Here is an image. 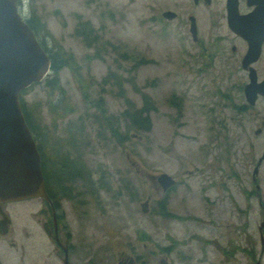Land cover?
<instances>
[{"label":"rangeland","instance_id":"1","mask_svg":"<svg viewBox=\"0 0 264 264\" xmlns=\"http://www.w3.org/2000/svg\"><path fill=\"white\" fill-rule=\"evenodd\" d=\"M19 2L25 20L35 14L45 26L46 31L39 36L45 48L50 52L58 50L62 57L72 55L71 66L58 74V90H50L44 80L21 96L45 159L51 161L53 141L63 143L64 154L76 147L71 157L82 169L84 180L74 177L64 183L66 189L75 180L83 184L85 193L90 188L96 191L95 195L90 191L89 197H83L78 217L65 203L76 247L72 261L92 264V256L96 264H119L120 260L128 262L145 252L154 264L160 245L165 249L162 257L166 264H232L229 262L235 258L226 263L214 247L207 248L206 255L201 254L199 244L191 240L196 228L189 219L193 209L189 191L181 187L170 195L160 215L157 193L149 178L162 172L172 177L188 176L190 172L207 177L206 172L211 171L212 179L217 181L221 170L227 172L228 196L234 198L236 191L230 176L234 171L240 175L247 172L243 171L246 166L252 170L246 145L253 146L255 158L264 150V140L250 131L255 128L252 121L237 112L246 103L243 94L229 90L231 81L223 83V90L217 88L216 73L223 75L228 65L224 68L221 62H211L214 71H210L208 62L194 54L188 27L185 34L182 24L190 10L188 0ZM166 7L180 13L179 20L170 26L153 20L160 19ZM79 22L89 23L91 37L98 36L94 48L76 36ZM233 68L237 69L235 64ZM143 94L150 100V131L138 135L129 132V140L123 145L111 137L110 130L98 133L95 118L105 114L118 124L114 128L125 134L129 121H124L123 113L130 104L141 109ZM100 100L102 106L97 107ZM39 110L44 114L41 119ZM76 134L80 136L77 141ZM194 181L186 179L188 184ZM123 184L129 188V200L120 204L116 198L118 206L114 207L112 194ZM180 194H184L183 199ZM148 197L151 212L146 214L143 205ZM40 204L21 203L11 213L29 228L34 225L29 215L38 212ZM196 204L197 209L202 208ZM223 208L231 210L229 200L219 206L220 214L213 220L229 218V213H221ZM210 229V237L214 238L216 230ZM23 230L19 228V232ZM26 248V260L21 264H32L33 251L29 245ZM190 253L195 257L191 263Z\"/></svg>","mask_w":264,"mask_h":264},{"label":"flooded vegetation","instance_id":"2","mask_svg":"<svg viewBox=\"0 0 264 264\" xmlns=\"http://www.w3.org/2000/svg\"><path fill=\"white\" fill-rule=\"evenodd\" d=\"M188 2L190 10L185 20H182V24H184L185 34H187L188 27L194 54L208 62L206 67H209L210 71H214L211 68V62H221L224 68L228 65L229 70H225L223 75L216 73L219 76L215 79L218 83L217 88L223 90L225 86L223 83L228 84V81H231L228 85L229 90L235 89L243 94L246 103L238 107L237 112L242 118L252 121L255 128L250 131L253 130L257 138L264 140V94H262L264 92V41L260 56L248 65L246 60L250 51V41L238 33L243 32L242 29L246 26L255 37H259L264 26V0H188ZM166 12L174 13L175 17L172 20L165 18ZM160 14V19L155 17L153 20L168 26L171 25L169 23L179 20L180 16V13L168 7ZM254 14L259 16L257 15L256 18L254 16V20L249 22L248 20ZM233 64L237 69L233 68ZM252 79L256 84L254 92L257 91L253 104L246 96V89L250 86ZM51 137L53 136L50 135ZM50 148L52 149L50 151L51 161L49 158L45 160L48 176L47 178L44 176L50 200L37 198L21 202L0 203V264L23 263L26 260V245H29L33 251L30 259L32 264H76L72 261L73 257H76V247L72 243L73 229L69 222L70 211L65 203L70 205L71 211L76 212L78 217V207L83 204V197H89L91 192L95 195L96 191L95 188H90L85 193L83 184L79 185V182L75 180L67 190L64 183L71 181L74 177L77 180H84L82 169L78 166L56 165L58 154L63 157V165L65 163L66 156L62 142L55 144L53 141V144L50 143ZM245 149L249 154L252 170L246 166L243 171L247 169V172L240 175L234 171L233 176H230L234 180V189L238 197L234 192V198L228 196L227 172L221 170L218 171L221 173L220 176L216 175L217 181L212 179L211 171L206 172L209 174L207 177L193 172L188 173V176L182 175L183 177H172L168 174L175 180V184L167 190H164L158 180V176L167 173L162 172L158 176L153 175L149 178L157 193L156 202L158 207L160 205V215L163 214L165 202L170 195L175 194L181 187L189 191V196L193 200V209L190 210L189 219L193 223L192 227L196 228V232L191 234L190 238L199 244L201 254L206 255L207 248L214 247L216 252L222 254L226 263L232 257L235 258L234 262L233 260L229 262L232 264H264V150L262 155L255 158L253 146L247 144ZM64 169L72 175L63 181L60 188L54 187L55 174ZM187 178L195 181L188 184ZM129 197V188L123 184V187L113 192L111 205L118 206L114 202L116 198L120 204H125ZM180 197L183 199L184 194H180ZM226 200L230 201L231 210L223 208L221 213H229V218L221 221L213 220L214 217L219 216V206H222ZM32 201L41 204L38 212L29 215L34 225L28 228V225L23 226L19 223L16 215L11 213V209L21 203ZM150 202L151 198L148 197L143 205L147 208L144 210L146 214L151 212ZM196 203L202 205V208L197 209ZM20 227L24 228L23 232H19ZM210 228L216 230L214 238L210 237L213 233ZM22 238L25 239V243L22 242ZM164 250L158 245L154 264H166L162 257ZM78 251L79 247H77ZM158 255L161 256L160 259ZM90 257L91 263L96 264L94 257ZM136 257L127 259L128 262L120 260L119 264H151L152 260L145 252ZM192 258L195 257H192L190 253L189 263Z\"/></svg>","mask_w":264,"mask_h":264},{"label":"water","instance_id":"3","mask_svg":"<svg viewBox=\"0 0 264 264\" xmlns=\"http://www.w3.org/2000/svg\"><path fill=\"white\" fill-rule=\"evenodd\" d=\"M164 17L172 20L175 14L166 12ZM244 27L238 33L250 41L246 60L250 65L260 56L264 26L259 37ZM51 64L49 55L21 15L18 0H0V203L50 200L42 157L26 121L21 96L51 75ZM251 81L246 96L253 104L257 91L254 92V79ZM158 180L164 190L175 184L168 174H161Z\"/></svg>","mask_w":264,"mask_h":264},{"label":"trees","instance_id":"4","mask_svg":"<svg viewBox=\"0 0 264 264\" xmlns=\"http://www.w3.org/2000/svg\"><path fill=\"white\" fill-rule=\"evenodd\" d=\"M20 3V2H19ZM29 27L33 30V32L35 33V36L37 37L39 43L41 44V46L43 47V49L46 51V53L49 55V58L51 60V72L52 75L54 76V80H51V76L49 78H47L45 80L46 85L48 86V88L50 90H58L59 88V80H58V74L61 72V70H63V68L71 66V61H72V55H70L69 58H66L65 55L60 56V52H58V50L54 51V52H50L48 51L45 46L43 45L42 40L40 39V34L43 33L42 31H46L45 26L43 25V23L41 22L40 18L38 16H36L35 14L31 17L30 20L27 21ZM91 29V30H90ZM86 31H89L88 34L85 33ZM91 31H93V29L91 28L89 23H78L76 29H75V34L77 37H83L84 41L86 42V44L91 47L94 48L95 45L97 44V39L98 36L96 35V37H91ZM143 99V107L137 108L134 106V104H130V107L125 111V113H123V117H124V121H129V124H126L125 130L126 133L125 134H121L119 132V130L117 129V127L114 128V126H118L117 123L113 122V120L110 117H106L105 114H103V116L101 117V119H97L95 118V122L99 127L98 133L101 134V132H104L105 130H110L111 133V137L115 138L117 143L120 145H123L127 140H129V136L128 133L131 132L133 135H138L140 132L145 131L148 132L151 130V121H150V117H149V112L151 111L150 109V100L149 98L143 94L142 96ZM101 102H103V100H100V104L97 105V107H101L102 104ZM23 106V104H22ZM152 106V105H151ZM41 111V112H40ZM23 112L26 118V121L33 133V136L35 138V140H38L37 137V133L35 135V130L32 127L31 123L28 120V115L26 114V110L23 106ZM43 111L39 110L38 111V118L41 119L44 117V114L42 115ZM108 132V131H107ZM39 136V133H38ZM80 136L78 134L75 135V141L79 140ZM76 146L78 145L77 143H75ZM39 147V145H38ZM62 148V147H61ZM39 149V148H38ZM76 150V147L73 149ZM73 150H69L65 156V163L63 165L62 161H63V157L59 156V154L57 155V164H62L63 166H77L76 163L73 162V159L71 157V155H73ZM40 153H41V157H42V168H43V173L44 176L47 178L48 173H47V168H46V159L44 158L42 151L39 149ZM59 159H61V161H59ZM60 162V163H59ZM71 172L66 171V170H60L58 171L55 176H56V184L54 185V187H59L62 185L63 181L67 178H69L71 176ZM48 187H50L48 185Z\"/></svg>","mask_w":264,"mask_h":264}]
</instances>
